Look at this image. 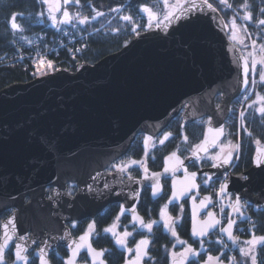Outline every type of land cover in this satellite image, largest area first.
<instances>
[{
    "label": "water",
    "instance_id": "water-1",
    "mask_svg": "<svg viewBox=\"0 0 264 264\" xmlns=\"http://www.w3.org/2000/svg\"><path fill=\"white\" fill-rule=\"evenodd\" d=\"M61 2L56 1L60 11ZM191 2L188 0L181 7L187 8ZM195 3L202 5L203 0ZM207 3L215 11L204 7L203 11L186 12L184 18L171 23L157 22L95 63L81 61L74 70L61 67L0 89V217L8 208H17L0 224V243L7 225L12 244L26 249L22 255L39 245L36 256L39 259L43 248L49 261V253L63 244L69 259L75 247L73 241L79 242L81 235L74 237L67 222L94 217L112 202L122 203L123 215L131 219L138 215L145 222L138 210L141 192L149 187L153 199H158L163 194L164 179H171L169 206L188 200L193 238L205 239L217 230L219 225L206 237L193 234L194 224L199 228L208 220L209 212L216 214L211 209V194L200 191L199 177L211 176L212 182L223 177L231 170L234 155L231 163L223 167L210 165L193 171L188 164L199 159L191 152L186 157L177 153L184 164L176 166L174 172H164L165 166L171 168L176 163L175 157L166 160L170 154L165 157L162 169L140 177L124 179L118 169L114 173L105 172L112 162L127 153L137 134L156 136L181 112L183 128L197 119L211 117L201 142L205 135L209 138L214 135L208 133L209 127L223 126L220 142L225 138L232 103L250 84L251 64L241 46L230 39V26L223 14L208 0ZM245 60L249 69L247 86L243 83ZM216 148L209 147L208 153ZM262 152L264 146L258 145L251 167L231 173L223 183L228 185L227 195L239 194L240 200L254 212L264 211V165L257 167L254 163ZM193 172L197 173L198 187L169 203L174 182L180 189L187 182L186 175L190 179ZM152 173L160 174V192L156 195ZM244 176L248 179H243ZM70 182L78 187L74 195L68 192ZM48 186H55L51 196L46 190ZM205 197H211V203L202 208ZM233 213L230 208L232 220ZM92 247L95 248L93 244ZM83 252L91 263V254L82 249L75 264ZM102 259L108 264L105 255ZM13 263L23 264L15 257Z\"/></svg>",
    "mask_w": 264,
    "mask_h": 264
},
{
    "label": "trees",
    "instance_id": "trees-1",
    "mask_svg": "<svg viewBox=\"0 0 264 264\" xmlns=\"http://www.w3.org/2000/svg\"><path fill=\"white\" fill-rule=\"evenodd\" d=\"M210 1L221 11L231 29L232 18L236 17L235 22L243 28L250 40L252 38L255 41L253 46H257L261 51L260 45L264 44V25H260L258 21L264 19V13L261 12V9H264V0H225L224 3H221V0ZM144 4L153 5L159 12L163 8L160 0H78V2L69 0L63 7L73 15L71 23L54 25L48 14L47 4L43 0H0V89L14 82H27L59 67L74 70L78 62L95 63L104 56L120 50L135 35L148 28L147 18L141 9ZM245 4L249 6L247 9L243 7ZM246 11L251 13V20L243 19ZM97 12L103 15L97 16ZM77 13L79 17L76 16ZM13 16L19 26L17 29L12 28ZM124 16H131L132 20H124ZM84 17H88V21L81 23L80 19ZM261 52L259 54L264 55V51ZM41 58L46 63L51 61L52 69L45 70L48 66L46 64L45 68L41 66L38 71L37 65ZM43 69L45 71L41 73ZM255 72L259 82L254 96L243 107L242 111L245 113L243 123L237 110L233 111L226 121V139L240 142L234 173L248 170L252 165L256 146H264V115L258 111L259 102L253 104L256 96L260 94L264 96V81L261 80L263 68L258 63L255 65ZM216 102L219 104V97L216 98ZM250 105L252 107H249ZM237 109L241 111L240 106ZM207 122L208 118H201L182 129L181 116L175 118L168 128L172 134L169 140L151 148L148 156L149 167L153 170L160 169L164 157L171 152H178L182 156L188 155L202 140ZM185 135L188 137L187 141L184 140ZM136 146L133 145L128 153L134 159L142 153V149ZM211 163L212 161L206 158L202 160L201 165L193 162L189 167L197 170ZM169 193L170 188L167 189V197ZM145 196L142 200H145ZM146 199L152 204V219L159 218L161 202L165 201V196L157 201H152L150 195ZM170 210L175 216L181 217L176 222L177 234L181 238L190 239L188 204L175 205L170 207ZM247 211L252 221L249 218L240 223L245 231L240 233V243L227 245L220 238L218 242L207 243L208 252L225 260L228 256L231 258L234 255L240 259L239 249L244 244V239L253 234L264 236V211L255 213L251 207H247ZM106 219L104 217L102 221ZM152 237L151 259L148 264H169L172 234L164 225L157 224L153 228ZM102 240L105 241L103 245L114 251L110 264H121L124 260V250L118 248L107 236H102L97 242L101 244ZM256 251L257 264H260L264 260V245L256 246ZM12 259L11 255L7 256L8 264L12 263ZM30 264L37 263L33 260Z\"/></svg>",
    "mask_w": 264,
    "mask_h": 264
},
{
    "label": "snow or ice",
    "instance_id": "snow-or-ice-1",
    "mask_svg": "<svg viewBox=\"0 0 264 264\" xmlns=\"http://www.w3.org/2000/svg\"><path fill=\"white\" fill-rule=\"evenodd\" d=\"M43 2L45 4L49 5V15H50L54 25L60 24V23H64V24L71 23L73 17L66 9L63 11V15H62L61 19L57 20V17L52 14V7H51L52 0H43ZM57 2H58V0H57ZM68 2H69V0H64V4H67ZM76 2H78V0H76ZM224 2H225V0H221V3H224ZM204 7H207L211 11H215V9L212 8V5L207 3V0H203L202 5H197L195 3V0H192L190 6H188L187 8H183V7L178 6L177 10L169 11L163 17V19L167 23H171V21L174 19L178 20V19L184 18L186 12L191 13L194 10L203 11ZM243 7L245 9H247V7H249V6L247 4H245V5H243ZM55 11L59 12L60 8L56 7ZM144 11L149 12L150 10L147 8H144ZM261 12L264 13V9H261ZM41 15H43V13H41ZM96 15L100 16V15H103V13L97 12ZM76 16L79 17V13H77ZM15 19H16L15 16H13L12 17V28L13 29H17L19 27L15 23ZM123 19L131 21L132 17L131 16H124ZM150 19H151V17H150ZM243 19L244 20H251L252 19L251 13L246 11V14L243 17ZM235 20H236V17H233L232 18L233 29H235L237 27ZM87 21H88V17H84V18L80 19L81 23H86ZM258 23L260 25H264V19H260L258 21ZM148 26L151 27V24L149 23ZM157 26H159V23L157 24ZM248 35H251V34H248ZM232 36H233L234 40H237V35H236L235 31L233 32ZM238 42L243 44V40H239ZM252 43H253V45H255V41H253ZM260 48H261V51H264V44L260 45ZM252 63H253V71L255 70V65L257 63H259L262 67H264V57H261L259 60L254 59ZM43 64H44V60H43V58H41L39 64L37 65L38 71L40 70V67ZM47 64H48V66H51L52 62L47 61ZM243 71H244L243 83L245 86H247L249 83V81H248L249 69H248L247 60H245V62H244ZM261 80L264 81V72L261 73ZM258 101L264 102V97H258ZM255 103H257V102H253V104H255ZM249 107H252V105H250ZM258 111L262 115H264V103L261 104ZM244 115H245V113L243 111H241L240 117L242 118V123H243ZM208 123L211 124V117H209ZM208 133H214V135H212L211 138H209L208 135H205L204 140L201 143H198L194 146V148L192 150V156L194 158L201 159V158H203V157H201V153H204L205 155H207V153L209 151V147H219L220 148L219 152H217L214 156H208L207 157L210 161H212V166L215 168V167H223L224 165L230 164L232 157H233V153L237 149L240 148V145L238 143L233 145L231 141H228L227 151H226L224 146H221L220 138L222 136H224L223 126H221L219 128L209 127ZM249 135H251V133H249ZM170 136H171L170 133L166 134L164 136V138L159 141V143L161 145L164 144L165 140H167ZM187 139H188V137L185 135L184 140L187 141ZM146 147H147V145L145 143V148ZM146 155H147V153H146ZM174 157H175V162H176L175 165L171 168L168 166H165L164 172H169V171L174 172L176 170V166H181V167L183 166L184 161L179 158V156L177 155V152L171 153L166 158V160L171 161ZM139 163H140L139 161L132 160L131 163L128 165H116L115 167L118 169V171L126 172L127 169L129 167H131V165H135V164H139ZM254 163L257 167L264 165V152L257 154V157L254 160ZM184 171H185V173H187V169H185ZM144 172H145V174H147V168L146 167L144 168ZM159 175H160L159 173H152V177L156 179V184L154 186V191H153L154 195H156L160 192ZM196 176H197L196 172H193L190 174V179L186 175V181L187 182L184 183L180 189L176 188V184L174 182L173 191H172V199L169 201V203L174 202L175 200L184 196L186 193L191 192L194 188H197L198 185H196V183H195ZM129 178L131 179V177H129ZM242 178L245 180L248 179L247 176H244ZM211 180H212L211 176H207V175L205 176L206 185L208 183H210ZM227 188H228L227 184H221L219 189H218V194L221 196H227ZM136 195L138 196L139 193H136ZM205 201L207 203H205ZM208 203H211V197H205L204 201L201 202V207L202 208L207 207ZM242 207L243 206L241 205L240 195L236 194L235 202L231 207V211L234 213H239L240 215H243ZM133 211H134V209H133ZM181 211H182V209H181ZM221 211H223V208L221 209ZM123 214H124V208H123V206H121V213L119 215H117L116 220L118 221L120 219V215H123ZM160 215L162 218L165 219V225L169 228V230L175 236L176 235V232L174 229L175 221L173 220V218L170 215L167 214V205H165V207L161 211ZM132 222H133V227H135L136 224L138 223L140 225V227L146 228L149 231H151V229L153 227V223H156L154 221L145 223L143 221V219L140 218L138 215H133ZM11 223L14 226V218H13ZM220 224H221V220L216 219V214L213 212H209L208 213V220L202 222L201 226L199 228H197L194 224L193 234L198 236V237H206V236H208L209 231L211 229L216 228L217 225H220ZM234 225H235V221L232 220L231 217H229L227 225L225 227H221L219 229V231L225 233L228 236V238L233 241V243H240L238 237H235L233 235ZM4 227H5V236H4L3 242L0 243V264H7V261L5 259V252H6V250H8L11 247H14L13 255L15 257V260L22 261V262H24V264H30L28 256L22 255V252H26V249L23 248L22 245H20V244H15L13 246V244H12L13 238L7 232L8 226L5 225ZM94 227H95V221H93L92 223H90L88 225V228L85 231V233L79 237V242H77L75 240L73 241V244L75 245V247L72 249L71 257L67 260L66 264H75V258L77 257V253L82 249H85L88 253L91 254V264H97V261H99V264H105V262L102 258L106 252L110 253V250L97 251L95 248L92 247L91 237H92L93 232H94ZM116 227H117V225L113 224L112 227L107 228L104 231L111 233L112 236L115 238L116 245L123 248L127 244V239L129 237L133 236V233L128 232L126 229L122 233L117 232V231H115ZM13 231H15L14 227H13ZM150 243L151 242L148 241L147 239H141L140 241L135 242V258L126 262V264H142L143 258L148 256V246ZM181 243L183 244L186 242L181 241ZM200 243L202 246L203 241H200ZM220 243H223V241H220ZM243 243L245 245H247V247H241L239 249L240 253L245 257H250L251 264H257V257H256V255H254L252 253H253L254 247H256L258 245H264V236L256 237L253 234L252 239L247 240V241H243ZM127 251L129 253H131L133 250L131 248H128ZM199 255H200V253L197 252L196 249H194L191 245H187V247H185L183 252L177 254L175 251H173L171 253L172 264H187L190 257H197ZM222 255L223 254H221V256ZM177 257H179V258L177 259ZM39 259H40V264H49V261L46 259L45 249H43V248L40 249ZM213 259L214 258L211 255L207 256V260H206L205 264H210V262L213 261ZM215 260H216V264H222V260L219 256L216 257ZM229 264H239V262L236 261L235 257H231L229 260ZM260 264H264V260H262L260 262Z\"/></svg>",
    "mask_w": 264,
    "mask_h": 264
},
{
    "label": "flooded vegetation",
    "instance_id": "flooded-vegetation-1",
    "mask_svg": "<svg viewBox=\"0 0 264 264\" xmlns=\"http://www.w3.org/2000/svg\"><path fill=\"white\" fill-rule=\"evenodd\" d=\"M160 15L161 14H159V16L156 18L154 23L161 22V20H160L161 16ZM234 107L236 108V103L235 104L232 103V113H233ZM169 133L171 134L170 131H169ZM165 134H167V133L166 132H162L158 136L152 137L149 134L140 133L137 136L135 142L134 141L132 142V144H131L129 149H131L133 145H135V146L137 145L136 147L142 149L141 155L138 158L134 159V158H129L130 157L129 154H125V155L119 157L118 159H116L114 162H112L110 164V166L105 169V172L106 173H114L117 170V168L115 167L116 165L126 164L127 161H131L132 159H134V160L142 159L144 165L142 167H141V165H139L136 169H135L134 166L129 167L126 172H122L121 171L123 176H124V179H127L129 177H140L142 174L145 173L144 172V168L145 167L147 168V173L159 171L160 169H162V167L164 165V159H163V165H162V167L160 169H156V170L151 169L149 167L148 156H149V153L151 151V148H154L155 146H152V145L148 146L147 142H148V139L158 140L161 136H163ZM146 140H147V142H146ZM145 143L147 145L146 148H145ZM146 153H147V155H146ZM233 155H234V153H233ZM186 156H183V157H186ZM206 156H208V155H206ZM206 156L203 157L202 159L196 161V162L199 165H201L202 160L206 159ZM211 165H212V163H211ZM188 168L193 171V169H191L189 166H188ZM199 168H202V167H199ZM199 181L202 184L203 193L209 192L211 190V184H212L211 182L206 185L205 179L203 177H201V176L199 177ZM170 183H171V179H164L163 180V194L158 198V199H160L163 196H165V201H164L165 204H167V199L169 198V195L171 193ZM77 188L78 187H77L76 183H74V182L68 183V192L70 194L74 195L76 193V191H77ZM168 188H170V193H169V195L167 197L166 192H167ZM54 189H55V186H48L47 187L46 190L48 192V196L52 195V192H53ZM148 195L151 196L152 201H157L158 200V199H153V197L151 195V189L149 187L143 188V190L141 192V196H140V201L138 203V210H139L140 214H142V216L144 217L145 223H148V222L152 221V217H151V210H152L151 205L152 204H151L150 201H148V199H146V197ZM144 196H145V200H142V197L144 198ZM231 196L232 195H230V196L227 195L226 197L223 198V201L225 202V203L223 202L224 207L231 200H232L231 201L232 203H233V201H235V197L231 198ZM29 199L30 198L27 197L26 201L28 202ZM182 203H187L188 204V200H185ZM232 203H231V205H232ZM121 204H122L121 202H112V203H109L107 206H105V208H103L94 217H85V218H83L81 220H73V221L67 222V226L70 227L72 235L74 237H78L80 235H83L85 233V231L87 230L88 225L90 223H92L93 221H95V227H94L93 235L91 237V242L94 245V247L97 248V249L110 250V253H108V252L105 253V259L107 260L108 264H110V261L113 260L114 251L109 246L103 245V244H105V241L102 240L103 242L100 244V243L97 242V240L102 238V236H107L115 243V238L112 236V234L104 231L105 229H107L110 226V224H112L113 222H116L119 230L125 231V229H126L128 232L133 233V236L130 238V241L128 242L129 245L133 244L132 246L135 247V242H138L141 239H147V240H149L151 242V248H152V243H153L152 242L153 241L152 232H153L154 226L157 225V224L158 225L159 224L164 225L159 220V222L157 224H153V227H152L151 231H149L148 229L142 228V227H138L137 225L135 227H133V222H132L131 216H129V215H123L117 221L116 217H117V215H119V211L121 209ZM241 205L243 206L242 208H244L243 200H241ZM173 206H175V205H173ZM168 207L170 208L172 206L168 205ZM15 210H17L16 207H11V208H8L7 210H5L4 213L2 214V216L0 217V224L6 217H8ZM260 212H263V211H260ZM255 213H257V212H255ZM227 216L229 218V214L228 213H227ZM104 217H105V219L107 218L106 221H102V219ZM180 218L181 217H179V219ZM233 219H235L237 221H238V219H240V221H241V219L243 220V215H240L239 213H233ZM244 220H246V219L244 218ZM176 231H177V228H176ZM220 237L221 236L219 235V232H217V231L212 233L211 235H209L208 238H205V239H195L192 236L190 237V239H186V238H181L180 237L181 239L184 240V242H186V243H184L185 246L183 247V249L180 250V253L184 251V249H185V247H187V245H191L194 249L197 250V252L200 253V255L197 256V257H190L188 262H187V264H205V262L207 260V256L211 255L214 259L216 257H218V256L208 252L209 245L207 243L208 242H218L219 240H221ZM133 241H134V243H133ZM200 241H203V245L202 246H201ZM224 243H225V241H224ZM225 244H227V243H225ZM13 246H14V244H13ZM116 246L118 248H120L118 245H116ZM13 248L14 247H11L10 250L6 253V260H7V256L11 255L12 258H13L12 259V263H13V260H14L13 253H12ZM38 248H39V245H36L30 252H28L26 254L28 256L29 262L35 260L36 263L39 264V259L36 256V250ZM120 249H122V248H120ZM122 250H124V260L122 261L121 264L125 263L127 261L128 257H129L128 254L126 253V250L125 249H122ZM150 251H151V249L148 251V256L145 257L142 260V264H148L150 262V259H151ZM132 255L133 256L128 261H130V260L135 258V249H134V252H133ZM68 257H69V252H68L67 248L63 244H58L57 247L55 249H53L49 253V262H50V264H66V262L68 260ZM221 260H222V264H229L230 256L227 257V260H225L224 258H221ZM82 261L88 263V256H87V253H85V252L80 254L79 259H78V264H81ZM7 264H8V261H7ZM169 264H172L171 257H170ZM210 264H211V262H210Z\"/></svg>",
    "mask_w": 264,
    "mask_h": 264
},
{
    "label": "rangeland",
    "instance_id": "rangeland-1",
    "mask_svg": "<svg viewBox=\"0 0 264 264\" xmlns=\"http://www.w3.org/2000/svg\"><path fill=\"white\" fill-rule=\"evenodd\" d=\"M56 1L57 0H52V3H51V7H52V14L53 15H55L56 17H57V20H59V19H61V17H62V15H63V11H64V7H63V5H64V2H63V0H62V2H61V7L63 8L59 13L57 12V11H55V9H56ZM161 2H162V5H163V8H162V10H161V12H159V10H157L155 7H153V5H151V4H144L142 7H141V9H142V12L145 14V16H146V18H147V22H148V24L150 23V24H154V22H155V20H156V18L159 16V14H161L160 16H161V22H163L164 21V19H163V17L169 12V11H174V10H177L178 9V6H182L187 0H160ZM47 8H48V10H49V5L47 4ZM144 8H147V9H149L150 11L149 12H145L144 11ZM70 13V12H69ZM48 14H49V12H48ZM71 14V13H70ZM72 15V14H71ZM50 16V15H49ZM72 17H73V15H72ZM150 17H151V19H150ZM52 20V19H51ZM236 23V22H235ZM61 24V23H60ZM236 25H237V27L235 28V29H232L231 30V37L233 38V36H232V34H233V32L235 31V33H236V35H237V40H234V41H236L237 43H239L238 41L239 40H243V44H241V43H239V45H241V47L243 48V51H244V53H245V55L248 57V59L249 60H251V61H253L254 59L255 60H259L261 57H264V55H260L262 52L261 51H259L260 49L257 47V46H253V43H250V41L251 42H253V40H252V38H251V40L249 39V37L247 36V34L244 32V30H243V28L239 25V24H237L236 23ZM247 32V31H246ZM248 40H250V41H248ZM260 53V54H259ZM47 63L44 61V64L42 65V67L43 68H45V65H46ZM259 64V63H258ZM52 67V65L51 66H47L46 67V69L45 70H50V69H52L51 68ZM262 67V66H261ZM263 68V72H264V67H262ZM44 69L43 70H41V73L43 72V71H45ZM256 77H257V75H256ZM258 78V77H257ZM258 82H259V80H258ZM258 82H257V84H258ZM257 86V85H256ZM255 91H256V88H255ZM254 92H253V95L252 96H254ZM258 97H264L262 94H260V95H258V96H256V98L254 99V101L253 102H259L258 101ZM249 98H251V97H249ZM248 98V99H249ZM248 99H246V100H243V101H241V102H243L244 104L246 103V101L248 100ZM262 103H264V102H259V107L261 106V104ZM240 104V107H241V104L242 103H238V105ZM167 134H169V132H166ZM166 135V134H165ZM165 135H163V136H161L158 140H154V139H148V142H147V140H146V142H147V145L149 146V145H152V146H156V145H161L160 143H159V141L161 140V139H163L164 138V136ZM171 136H172V134H171ZM170 136V137H171ZM169 137V138H170ZM169 138L167 139V140H165V142L164 143H166L168 140H169ZM228 141H231L232 142V144L233 145H235V144H239L240 145V142H235V141H233V140H231L230 138H227L226 140H224L223 142H221L220 144H221V146H224L225 147V149H226V151H227V144H228ZM194 148V147H193ZM193 150V149H192ZM191 150V151H192ZM237 150H239V149H237ZM237 150L234 152V154L237 152ZM220 151V148L218 147L216 150H214L213 152H210L209 154H208V156H214L217 152H219ZM237 154V153H236ZM208 156H206V158L208 157ZM132 160H134V159H132ZM131 160V161H132ZM131 161H127V163L126 164H122V165H128V164H130L131 163ZM135 161H139L140 163L139 164H135V165H131V167L132 166H134L135 167V169L139 166V165H141V167L144 165L143 164V161H142V159H137V160H135ZM234 168V167H233ZM212 183H214V182H212ZM223 198L224 197H220V201H221V207H220V210L222 209V206H224L223 205ZM232 201V200H231ZM228 202L227 204H226V208L227 207H229L230 205H231V203L232 202ZM225 203V202H224ZM165 205H167V204H165L164 203V201L163 202H161V206H160V213H161V211L164 209V207H165ZM225 209V208H224ZM224 209H223V211H224ZM181 211V210H180ZM242 212H243V218H244V212H245V210H244V208H242ZM167 214L168 215H170L172 218H173V220L175 221V223H174V229H175V232H176V235L174 236L173 234H172V232L169 230V228L165 225V219L164 218H162L161 217V215L159 216V218H154V220L152 219V221L151 222H156V223H153V224H157L158 222H159V220L164 224V227H165V229L167 230V231H169L171 234H172V237H173V244L169 247V254H170V257H171V259H172V256H171V253L173 252V251H175L177 254H179L180 253V250L181 249H183V247L185 246L184 245V243L182 244L181 243V241H184L183 239H181L179 236H178V234H177V231H176V222L178 221V220H180L179 219V216H175L172 212H171V210H170V208L168 207V205H167ZM113 224H116V222H113L112 224H110V226L108 227V228H110V227H112L113 226ZM117 225V224H116ZM115 231H117V232H120V233H122L123 232V230H119L118 229V226L116 227V229H115ZM132 237V236H131ZM131 237H129L128 239H127V244H126V246L125 247H120V248H122V249H125L126 250V253L128 254V259H127V261L126 262H128V260L129 259H131V257L133 256L132 254H133V252H134V249H135V247L134 246H132V245H129V241H130V238ZM252 237L253 236H251V237H249L248 239H244L245 241H247V240H250V239H252ZM256 237H261V236H256ZM133 243H134V241H133ZM181 247V248H180ZM241 247H247V245H245V244H242L241 246H240V248ZM128 248H131L133 251L131 252V253H129L128 251H127V249ZM252 254H254V255H256V257H257V251H256V247H254V249H253V253ZM179 257H177V259H178ZM235 259H236V261L237 262H239V264H251V260H250V257H245V256H243L242 254H240V259H237V257L235 256ZM126 262L125 263H123V264H126ZM216 263V260L215 259H213V261H211V264H215ZM81 264H90L89 262L87 263V262H81Z\"/></svg>",
    "mask_w": 264,
    "mask_h": 264
}]
</instances>
